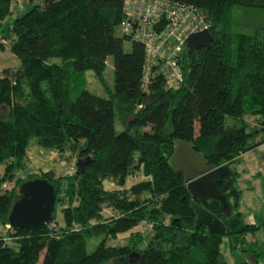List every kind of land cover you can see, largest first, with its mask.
I'll list each match as a JSON object with an SVG mask.
<instances>
[{
    "label": "trees",
    "instance_id": "trees-1",
    "mask_svg": "<svg viewBox=\"0 0 264 264\" xmlns=\"http://www.w3.org/2000/svg\"><path fill=\"white\" fill-rule=\"evenodd\" d=\"M35 1L9 23L12 0H0V50L7 48L19 62L0 71V227L26 180L46 181L55 201L49 223L0 237V264H222V241L239 254L234 264H257L262 250L245 236L259 226L246 224L238 212L233 167L256 146L249 143L254 131L264 132V32L232 34L230 10L264 11V0H171L201 10L212 37L207 49L184 47L175 90L158 76L143 84V48L117 29L121 0ZM108 59L111 89L102 77ZM86 72L103 86L105 98L82 89ZM247 117L256 118L257 129L248 127ZM32 140L57 152L68 174L27 171ZM173 140L229 171L231 184L223 192L228 215H216L218 203L207 201L223 233L195 225L196 201L167 164ZM70 156L89 158L78 175ZM129 178L134 182L126 188ZM138 227L147 234L142 250L136 249L143 240ZM91 238L98 240L87 253ZM107 240L117 246H106ZM133 254L138 257L129 258Z\"/></svg>",
    "mask_w": 264,
    "mask_h": 264
},
{
    "label": "water",
    "instance_id": "water-1",
    "mask_svg": "<svg viewBox=\"0 0 264 264\" xmlns=\"http://www.w3.org/2000/svg\"><path fill=\"white\" fill-rule=\"evenodd\" d=\"M212 40L207 30L190 34L185 39V48L196 51L207 49ZM2 108H0V111ZM128 121L125 122V126ZM88 157L77 159L74 162V174L82 172ZM169 168L182 175L186 189L190 196L196 200L192 203L194 223L203 226L208 232L223 233L224 227L214 214L207 212V201L218 203L215 214L228 215L229 206L223 192L231 184L230 173L225 166L214 167L198 156L187 142L172 141V151L167 159ZM221 184L219 188L218 185ZM54 189L46 181L31 179L22 182L17 188V196L10 206L6 224L10 229L33 230L50 222L53 211ZM138 257L131 255L129 258Z\"/></svg>",
    "mask_w": 264,
    "mask_h": 264
},
{
    "label": "built area",
    "instance_id": "built-area-1",
    "mask_svg": "<svg viewBox=\"0 0 264 264\" xmlns=\"http://www.w3.org/2000/svg\"><path fill=\"white\" fill-rule=\"evenodd\" d=\"M207 28L205 14L193 6L171 0H121L117 29L143 48V84L158 76L166 88L177 89L182 82L178 62L185 39ZM0 229V237L11 232L7 224Z\"/></svg>",
    "mask_w": 264,
    "mask_h": 264
},
{
    "label": "crops",
    "instance_id": "crops-1",
    "mask_svg": "<svg viewBox=\"0 0 264 264\" xmlns=\"http://www.w3.org/2000/svg\"><path fill=\"white\" fill-rule=\"evenodd\" d=\"M255 119L246 118L250 129H257ZM249 143H255L256 146L238 156L233 167L236 174L234 185L240 194L238 212L242 220L246 224H249L251 220L259 226L253 233L247 234L245 240L249 245L262 250L261 261H257V264H260L264 262V241L260 240L264 238V132L254 131ZM25 158L26 170L29 172L53 171L55 175L53 163L59 161L58 163L62 164L57 152L41 149L33 142H30L26 148ZM130 182H134L132 178L126 180V188L129 187ZM102 185L105 190L112 189V184L103 182ZM0 234H3L1 229Z\"/></svg>",
    "mask_w": 264,
    "mask_h": 264
},
{
    "label": "rangeland",
    "instance_id": "rangeland-1",
    "mask_svg": "<svg viewBox=\"0 0 264 264\" xmlns=\"http://www.w3.org/2000/svg\"><path fill=\"white\" fill-rule=\"evenodd\" d=\"M34 3H36L35 0H33L31 4L27 2V0H12L11 9H10V12L12 14L6 19L5 22L10 23L14 16H21L24 12H26L30 8V5ZM230 26H231L230 30L232 34L252 35L254 31L264 32V11H258L251 7L234 6L230 10ZM123 49L124 51H127L129 49V43L127 41L123 43ZM48 62L58 63L59 60L50 59ZM18 66H19V62L17 58L13 56L8 51L7 48H5L4 50H0V71L3 69L17 68ZM102 77L106 87L111 89L112 67H111L110 59H108V61L106 62V68L103 72ZM82 89L93 95L105 98L103 86L97 82V80L94 78L91 72L85 73V85ZM114 129L116 133L121 130V127L117 124V121L114 122ZM30 142H33V140ZM69 155L70 153L67 150H64L63 156L69 157ZM70 159H71L70 164L73 165L75 162V158L70 156ZM58 162L59 161L53 163L55 169V175L58 176L62 174H68L69 165H67L65 161H62V164ZM1 171H2V167L0 166V174ZM105 187L107 188L108 186L106 185ZM109 188H111V186ZM56 218H59V214L56 215ZM144 229H142V227H140V229L139 227L136 229L137 231L143 230L141 236L143 240L136 246V249L138 250H142L143 248H145L147 244V238H146L147 234H145ZM97 240L98 238H91L86 242L87 253L93 250ZM260 240L264 241V238H261ZM116 243L117 242L113 240H107L105 244L106 246L116 247L117 246ZM219 252L221 255L222 264H233V262H236L239 259V254L237 252L228 251L225 245V241H222L219 248ZM260 264H264V262H260Z\"/></svg>",
    "mask_w": 264,
    "mask_h": 264
},
{
    "label": "flooded vegetation",
    "instance_id": "flooded-vegetation-1",
    "mask_svg": "<svg viewBox=\"0 0 264 264\" xmlns=\"http://www.w3.org/2000/svg\"><path fill=\"white\" fill-rule=\"evenodd\" d=\"M220 186H221V184H220ZM195 201H196V200H195ZM194 204H197V202H196V203H194ZM220 215H225V214L221 213Z\"/></svg>",
    "mask_w": 264,
    "mask_h": 264
}]
</instances>
